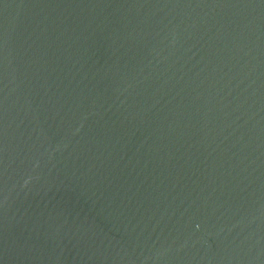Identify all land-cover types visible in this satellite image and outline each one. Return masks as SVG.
Here are the masks:
<instances>
[{"label": "water", "instance_id": "95a60500", "mask_svg": "<svg viewBox=\"0 0 264 264\" xmlns=\"http://www.w3.org/2000/svg\"><path fill=\"white\" fill-rule=\"evenodd\" d=\"M0 264H264V0H0Z\"/></svg>", "mask_w": 264, "mask_h": 264}]
</instances>
